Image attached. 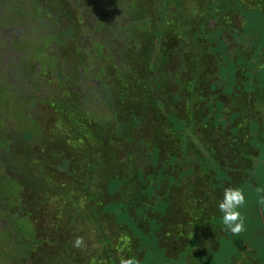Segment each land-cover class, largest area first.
<instances>
[{
	"label": "trees",
	"instance_id": "obj_1",
	"mask_svg": "<svg viewBox=\"0 0 264 264\" xmlns=\"http://www.w3.org/2000/svg\"><path fill=\"white\" fill-rule=\"evenodd\" d=\"M142 1L100 111L60 79L71 101L57 127L69 135L54 136V155L68 153L67 167L29 162L19 184L0 186L12 199L0 264H264V113L252 112L264 107V30L256 14L237 23L264 0ZM226 187L245 193L238 234L217 207Z\"/></svg>",
	"mask_w": 264,
	"mask_h": 264
},
{
	"label": "flooded vegetation",
	"instance_id": "obj_2",
	"mask_svg": "<svg viewBox=\"0 0 264 264\" xmlns=\"http://www.w3.org/2000/svg\"><path fill=\"white\" fill-rule=\"evenodd\" d=\"M141 1L0 0V186L3 189L5 183L21 182V168L29 162L36 167L37 160L42 163L54 159L53 165L67 167L68 153L54 155L58 147L54 136L69 135L66 129L60 131L57 123L54 124L55 119L65 116L59 108L71 101L67 98L69 88L60 79L73 80L72 91L83 99L81 104L85 103L87 93L90 98L86 106L101 108L102 85L108 83V74L110 80L115 75L120 65L118 59L123 51L126 54L129 50L125 44L133 46L131 4ZM86 15L91 20L88 27ZM36 21L47 30L46 38H40L36 31L24 30ZM135 30L139 32L138 28ZM62 142L63 150H67L68 139ZM4 193L5 190L0 191V247L4 245L6 232L2 222L6 213L1 205L12 200Z\"/></svg>",
	"mask_w": 264,
	"mask_h": 264
},
{
	"label": "rangeland",
	"instance_id": "obj_3",
	"mask_svg": "<svg viewBox=\"0 0 264 264\" xmlns=\"http://www.w3.org/2000/svg\"><path fill=\"white\" fill-rule=\"evenodd\" d=\"M186 1H190V0H186ZM247 7L248 6H250V5H246ZM67 7H69L71 10H75V8L72 6V5H67ZM258 9H261V8H259L258 7ZM246 10V9H245ZM50 12H51V10H50ZM49 12V13H50ZM189 13H190V10H189ZM39 15H41L44 19H46L47 18V16H44V14L43 13H38ZM251 14H256L257 15V17H256V19H255V22L254 23H252V28L253 29H255V28H257V29H259V28H261L262 30H264V17H263V15H264V13H260V12H243L242 13V15L244 16V17H241V20H239V19H237V23H238V25L240 24V22H241V25H239V26H243L244 25V23H245V21H244V18L245 19H247V18H249L250 16L249 15H251ZM263 14V15H262ZM48 17H49V15H48ZM52 21H53V18L52 17H49ZM170 19V18H169ZM168 19V20H169ZM90 17H88V15H86L85 16V23L87 24L86 25V27H88V25L90 24ZM215 19H210V25L212 26H214L216 23H217V21H216V23H215ZM60 22L62 23V24H65V23H63L61 20H60ZM213 22V23H212ZM49 23V22H48ZM37 24V25H36ZM53 25H54V23H53ZM238 25H237V27H238ZM56 26L54 25V28H55ZM26 29H30V31H36V32H38V36H40V38H46V34H45V31L47 32V30H45V27L44 26H42V24H40L38 21H36L35 22V25H31L30 27H27V28H25L24 30H26ZM56 29V28H55ZM61 30V29H60ZM243 31H245V29H243ZM246 35H248V36H251V37H249V38H247V36L246 37H244V38H247L246 39V41H249V40H252V39H254V36H252L251 34H246ZM244 36V35H243ZM253 37V38H252ZM144 38H146L144 35H142V36H138L137 37V39L136 40H139V41H143L144 40ZM180 38V37H179ZM178 38V39H179ZM243 37H242V39H244ZM147 39V38H146ZM185 43H186V46H187V44H191L190 43V40H189V38H186L185 39ZM254 103V102H253ZM243 106V105H242ZM251 106V105H250ZM94 107H96V105L94 106ZM96 109H99V107L98 108H96ZM258 111H260V112H258ZM261 111H262V113H264V107L261 109V108H259L258 110H252V112L253 113H255L256 115H261ZM11 116H14V115H11ZM15 117V116H14ZM13 120V119H12ZM14 121V120H13ZM55 123H60V121L57 119H55L54 120V124ZM89 122L88 123H86V124H83L82 125V127L80 128V127H78L79 128V131H80V134H85V144L87 145L88 143H89V141H90V138H91V134L89 133V131H88V129H87V127L89 126ZM25 125H27V124H25ZM25 125H20V127H24ZM258 126H260V122L259 121H257V120H255V127L252 129V131H253V133H255L256 131H258L259 130V127ZM19 127V126H18ZM258 129V130H257ZM262 134H264V123H263V127H262ZM258 133H259V131H258ZM260 134V133H259ZM74 143V142H73ZM76 144H77V142L75 141V143H74V145L76 146ZM91 144H89V146H90ZM261 155H264V146H261ZM80 158V160H79V158ZM78 157H75L76 159H78L79 161H77L78 163H80V164H84V162H85V159L84 158H82V157H80L79 155H78ZM95 157H98L99 158V156H98V154L95 156ZM261 160H263V158H261ZM74 161H76L75 159H74ZM36 221H37V224L38 223H40L41 221H43V220H37L36 219ZM112 230H113V232L115 231V229L114 228H112ZM95 245H97V244H95ZM3 248L5 249V246L3 245ZM243 256H246L245 254H243ZM259 259H261L262 260V258L259 256ZM244 262H243V259H241V261L239 262V264H243ZM245 264H246V259H245Z\"/></svg>",
	"mask_w": 264,
	"mask_h": 264
},
{
	"label": "clouds",
	"instance_id": "obj_4",
	"mask_svg": "<svg viewBox=\"0 0 264 264\" xmlns=\"http://www.w3.org/2000/svg\"><path fill=\"white\" fill-rule=\"evenodd\" d=\"M245 193L242 189L236 187H226L223 189L222 198L217 207L221 213L222 224L233 234H238L244 229V221L241 217V208L245 206ZM264 207V199L257 202ZM82 244L81 238H77L74 246L79 247ZM120 264H134L132 258L122 259Z\"/></svg>",
	"mask_w": 264,
	"mask_h": 264
}]
</instances>
